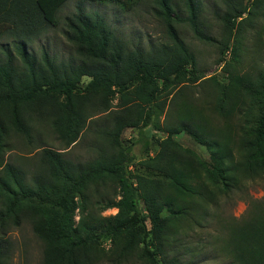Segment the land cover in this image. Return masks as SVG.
<instances>
[{"label":"trees","instance_id":"obj_1","mask_svg":"<svg viewBox=\"0 0 264 264\" xmlns=\"http://www.w3.org/2000/svg\"><path fill=\"white\" fill-rule=\"evenodd\" d=\"M68 1L0 0V40L5 41L0 58V264H9L13 244L6 229L24 222L43 244L44 264H186L171 241L177 239L176 225L202 226L220 197L226 202L242 190L243 179H264V71L253 79L231 73L227 64L226 81L214 75L202 79L195 53L177 28L187 22L198 39L215 42L200 24L202 0H183L185 18L173 15L174 0H153L169 41L148 49L130 46L102 13L87 9L85 1L98 0H80L64 17L65 36L79 62H57L46 49L37 58L32 45L59 25ZM225 2L219 63L264 9V0ZM232 48L237 56L240 46ZM84 77L89 80L82 85ZM201 82L213 89L197 101L192 89ZM204 104L227 121L217 126ZM235 114L245 119L243 134L237 131L241 118L230 120ZM102 115L103 125L93 128ZM162 115L166 135L153 154L146 145L138 162L144 171L132 172L133 147L124 133L158 128ZM35 123L48 125L61 148L42 145L30 173L5 155L12 150V135L33 145ZM90 127L102 138L95 143L98 155L86 161L67 158L65 153ZM183 132L207 148L210 162L176 140ZM236 144H241L238 153L244 152L235 165ZM101 185L119 197L103 205L116 208V214L89 209L87 192L92 187L101 193ZM221 223L225 246L237 264H264V196L249 197L241 218H222ZM105 241L112 243L109 252Z\"/></svg>","mask_w":264,"mask_h":264},{"label":"rangeland","instance_id":"obj_2","mask_svg":"<svg viewBox=\"0 0 264 264\" xmlns=\"http://www.w3.org/2000/svg\"><path fill=\"white\" fill-rule=\"evenodd\" d=\"M80 0H70L66 3L61 11L62 20L58 26L50 29L44 36L40 37L32 45L31 51L37 58L40 57L43 49H46L52 58L57 61L64 62H79V57L75 52V47L67 40L65 36L66 27L64 17L71 14L76 4ZM175 12L178 17L185 18L188 15L187 9L183 0H174ZM88 10H95L102 13L109 24L113 26L121 39L126 41L130 46L140 45L144 48L151 46H159L167 43L168 36L166 27L156 13L153 0H135L134 3L115 2V1H85ZM226 9L225 0H202V10L200 24L206 35L213 38V41H202L195 36L192 28L187 22L177 24L178 31L185 40L189 48L195 53L197 59V72L203 75L202 79L216 76L220 81L224 82L227 79V72L223 67L230 64L231 73H237L244 77L252 76L256 79L261 71H264V9L252 17V24L245 26L242 37L236 42L240 46V51L236 49V53L231 42L230 50L226 53L224 60L219 63L220 57V40L224 36L222 23L220 20L221 14ZM246 16V15H245ZM244 16V17H245ZM0 40V58L3 57L2 46ZM237 57V58H236ZM240 59V60H239ZM228 73L230 70L228 69ZM89 78L84 77L82 85L87 83ZM209 84V82H208ZM202 82L193 87V97L199 101L205 97V92H210L213 87ZM211 84V83H210ZM209 84V85H210ZM206 86V87H204ZM118 95L112 100L113 105L118 102ZM209 116H215L213 122L217 126H222L223 122L227 121L224 116H219L209 110H205V104L202 106ZM105 116H100L95 119L94 126L103 125L102 120ZM241 115L235 114L230 119L231 122L237 123ZM165 115L160 117L158 128L145 127L143 129H127L124 133V139L128 144H132V162L130 170L132 172H143L138 162L146 155V145H148L150 154H153L157 141L162 139L166 133L163 131ZM245 124V119L241 118L238 124L237 131L243 134L242 126ZM34 143L29 145L27 140L22 136H11L9 141L12 150L5 155L6 161L26 168L30 173L33 170V163L40 153L41 146H52L53 148H61V143L56 137V134L48 125L33 124ZM92 127L87 130L79 140L65 153V156L75 161L92 160L98 155L95 148V143L101 142V137L93 132ZM233 127V126H232ZM236 128L233 127L234 132ZM185 147L194 150L204 161L210 162V153L207 148L197 143L191 136L186 133L175 135ZM241 144L234 146L236 153L235 165L243 159L242 153H238ZM241 176V172H238ZM242 190L234 191L231 199L225 202L223 197H220L216 206L210 208L211 217L203 222L202 226L195 225L193 228L188 227L186 222L176 225L174 233L177 239L173 237V247L184 255L186 264H237L225 246V238L227 236L226 229L221 223V219H239L241 218L248 207L249 197L261 198L264 196V179L257 178L243 179ZM101 193L96 192L92 187L87 192L88 207L93 211H101L102 216H110L117 213L116 208L103 209V205L108 199H118L114 190L105 185L100 187ZM101 202V205L98 203ZM1 208V206H0ZM144 213L146 210L142 206ZM168 214L167 211L164 212ZM80 213L77 210L76 221L79 220ZM6 237L12 241V249L10 251L9 264H44L43 261V244L34 234L32 226L28 222H24L20 227H10L6 229ZM109 252L112 243L105 241L102 245ZM100 264H140L132 260L130 262L112 263L109 260H104Z\"/></svg>","mask_w":264,"mask_h":264}]
</instances>
